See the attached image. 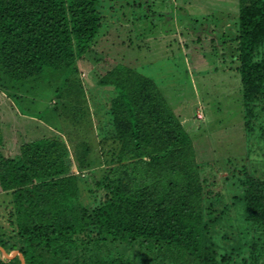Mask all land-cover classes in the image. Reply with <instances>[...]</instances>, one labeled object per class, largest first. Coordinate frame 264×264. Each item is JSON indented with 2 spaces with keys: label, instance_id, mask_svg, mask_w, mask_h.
I'll return each instance as SVG.
<instances>
[{
  "label": "trees",
  "instance_id": "1",
  "mask_svg": "<svg viewBox=\"0 0 264 264\" xmlns=\"http://www.w3.org/2000/svg\"><path fill=\"white\" fill-rule=\"evenodd\" d=\"M106 1L0 0V88H53L66 127L13 155L0 130V190L10 194L0 247L18 252L0 251V264H264V173L242 170L234 224L205 192L194 141L152 78L123 61L85 88L78 62L95 51ZM237 2L223 14L233 35L209 48L237 77L246 136L264 141V0ZM97 153L105 166L84 180Z\"/></svg>",
  "mask_w": 264,
  "mask_h": 264
},
{
  "label": "rangeland",
  "instance_id": "2",
  "mask_svg": "<svg viewBox=\"0 0 264 264\" xmlns=\"http://www.w3.org/2000/svg\"><path fill=\"white\" fill-rule=\"evenodd\" d=\"M118 1L102 3L104 28L95 51L78 62L85 88L89 90L102 72L123 61L152 78L194 141L207 180L205 192L218 200L219 209L228 205L235 224L240 217L230 204L238 193L242 170L264 173V164L257 159L258 153H264V141L248 138L242 128L237 77L223 72L217 63L220 55L209 48L213 37L222 42L223 31L233 35L226 30L232 27L231 19L224 22L223 14L236 13L237 0H137L138 11L126 8L125 15L119 8L123 0ZM217 48L220 52L222 47ZM231 50L227 47L228 55ZM46 86L0 88V130L8 145L1 149L4 154H15L22 141L41 136L40 132L64 133L66 127L51 111L53 88ZM97 154L101 163L84 171V180L101 174L106 157ZM8 201L10 194L0 190L2 222L10 210Z\"/></svg>",
  "mask_w": 264,
  "mask_h": 264
},
{
  "label": "water",
  "instance_id": "3",
  "mask_svg": "<svg viewBox=\"0 0 264 264\" xmlns=\"http://www.w3.org/2000/svg\"><path fill=\"white\" fill-rule=\"evenodd\" d=\"M0 251H1L2 254H3L5 257H7V258H11L12 254H14V253H18L17 251H12L10 254H7V253H6L1 247H0ZM20 258H21V261L24 262L23 257L20 256Z\"/></svg>",
  "mask_w": 264,
  "mask_h": 264
}]
</instances>
